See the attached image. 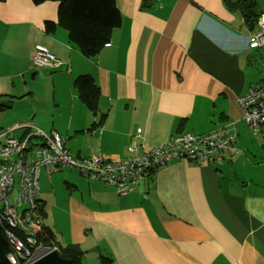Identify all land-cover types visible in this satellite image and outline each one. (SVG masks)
<instances>
[{
    "label": "crops",
    "instance_id": "1",
    "mask_svg": "<svg viewBox=\"0 0 264 264\" xmlns=\"http://www.w3.org/2000/svg\"><path fill=\"white\" fill-rule=\"evenodd\" d=\"M254 1L255 12L264 10V1ZM116 4L120 26L84 57L64 28L44 31L45 20L56 21L55 2L0 0V102L12 117L6 129L16 137L55 131L75 158L108 160L126 157L130 143L149 148L222 125L235 129L236 141L221 162L170 161L122 196L67 174L65 199L54 187L50 193L55 218L39 192L48 225L61 244L84 250L82 264H98L101 255L111 264H264V181L254 178L264 161L237 103L260 80L264 70L257 77L250 68L264 48L247 47L250 29L228 0ZM37 44L59 60L57 68L31 65ZM82 73L100 89L96 116L72 89Z\"/></svg>",
    "mask_w": 264,
    "mask_h": 264
},
{
    "label": "built area",
    "instance_id": "2",
    "mask_svg": "<svg viewBox=\"0 0 264 264\" xmlns=\"http://www.w3.org/2000/svg\"><path fill=\"white\" fill-rule=\"evenodd\" d=\"M246 45L249 49L264 48V10L258 13L254 27L249 30ZM30 61L36 69L57 68L60 65L59 60L40 44L34 45ZM237 103L251 132L262 135L264 149V71L260 80L238 97ZM236 136L235 129L227 125L199 135L179 133L149 148L130 143L126 157L108 160L100 156L75 158L68 152L64 139L55 131L45 133L33 128L20 137L4 132L0 135V215L10 225H20L26 233L38 227L29 210L18 212L17 207L33 204L39 197V177L42 171L50 177L52 173L72 168L85 178L113 187L122 196L130 193L140 185L143 178L149 177L170 161L186 159L196 163L221 162L234 147ZM33 138H39V142H33ZM31 151H34L31 154L33 157L29 159ZM8 235L14 249V252L7 255L8 260L12 264H19L16 256H20L26 258L23 264H27L33 252L29 254L21 240L11 233ZM27 241L31 242L32 238L27 236Z\"/></svg>",
    "mask_w": 264,
    "mask_h": 264
},
{
    "label": "trees",
    "instance_id": "3",
    "mask_svg": "<svg viewBox=\"0 0 264 264\" xmlns=\"http://www.w3.org/2000/svg\"><path fill=\"white\" fill-rule=\"evenodd\" d=\"M34 4L46 1L56 3V21L45 20L44 31L53 33L56 26L64 28L70 43L74 44L84 57L95 56L110 40L112 31L121 24V14L116 0H31ZM154 0H140V7L150 9ZM231 9L238 10L245 23L252 29L259 12L253 10L254 0H228ZM247 2V6L245 3ZM72 87L77 98L86 106L88 111L96 116L98 114V100L100 89L93 77L88 73L75 76ZM0 102V109L7 107ZM104 115H101L99 123ZM183 119H181V122ZM1 210V206H0ZM29 210L38 227L31 233H26L20 225L12 226L5 217L0 215V264H12L7 255L14 252L9 239V233L16 236L28 248L31 254L37 247H52L56 249L59 257L67 259L69 264H82L84 250L78 244H61L56 238V233L45 222L47 210L40 198H36L33 204L26 205L21 211ZM20 211V212H21ZM21 214V213H20ZM22 215V214H21ZM27 236L32 241H27ZM19 264H23L26 258L16 256ZM111 258L101 255L98 264H111Z\"/></svg>",
    "mask_w": 264,
    "mask_h": 264
},
{
    "label": "rangeland",
    "instance_id": "4",
    "mask_svg": "<svg viewBox=\"0 0 264 264\" xmlns=\"http://www.w3.org/2000/svg\"><path fill=\"white\" fill-rule=\"evenodd\" d=\"M257 1L259 2L260 0H257ZM262 1H264V0H261V2ZM254 2H256V1H254ZM259 4H260V2H259ZM252 8H253L254 11H256L257 10V3H255ZM250 69L252 71V74H256V76L259 77V71L264 70V51H261V56L255 57V60L252 61V67ZM62 70L64 71V68ZM72 89H73V87H72ZM1 100H6V98L0 99V101ZM8 110H10L9 107L0 109V126H2L3 129H6L7 126H8L7 124L12 121L11 115L10 114H5V112L8 111ZM2 120L6 124H4ZM4 131L8 132L9 135H11V136H14V134H16L15 130H9V129L2 130L1 127H0V135L2 133H4ZM249 136H250L251 142L253 143L252 146L255 145V149L256 150L259 149V151L261 152V154H259V156L261 158H263V161H264V149L261 146V143H262L261 136L259 134L258 135L253 134L251 132V130H250ZM14 137H16V136H14ZM17 137H20V136H17ZM1 140L2 139H0V141ZM32 141L33 142H39V138H33ZM164 142H166V141H164ZM33 152L34 151H31V153H29L30 154L29 155V159L33 157L31 155ZM246 153L252 156V152L249 151V153H248L246 151ZM67 174L68 175H72L73 174L75 176L81 177L78 174L77 171H75L74 169H71V168L70 169H62L61 171H59L57 173L56 172L52 173L50 178L46 176L44 171H42L41 174H40V177H39V192H40L41 198H43V199H45L47 201L46 204H47V210H49L48 211L49 217L52 215V217L55 218V216L57 214V212L52 211V209H51L52 207L50 205L51 204L50 193H52V190H54L53 187L55 188V191L57 192L58 196L61 199H65L66 195L68 194L67 193L68 191L65 188V185H64V182H63V180L66 178L65 175H67ZM254 178L257 179V180L264 181V170L260 169L258 171H254ZM61 199H60V202L63 204V200H61ZM70 201H73L75 203V202H77V198L75 200H70ZM59 205H60V203H59ZM25 206H26L25 204H22V205L18 206L17 207V211L20 212ZM49 217H47L45 219V222L47 224H50ZM33 227L36 228V226H33Z\"/></svg>",
    "mask_w": 264,
    "mask_h": 264
},
{
    "label": "water",
    "instance_id": "5",
    "mask_svg": "<svg viewBox=\"0 0 264 264\" xmlns=\"http://www.w3.org/2000/svg\"><path fill=\"white\" fill-rule=\"evenodd\" d=\"M27 264H69V261L59 257L55 248L40 246L30 255Z\"/></svg>",
    "mask_w": 264,
    "mask_h": 264
}]
</instances>
